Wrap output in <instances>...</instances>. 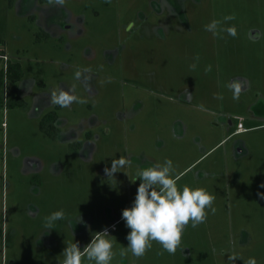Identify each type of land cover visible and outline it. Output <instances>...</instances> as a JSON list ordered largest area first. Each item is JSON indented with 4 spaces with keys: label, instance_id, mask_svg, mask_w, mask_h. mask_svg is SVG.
<instances>
[{
    "label": "rangeland",
    "instance_id": "1",
    "mask_svg": "<svg viewBox=\"0 0 264 264\" xmlns=\"http://www.w3.org/2000/svg\"><path fill=\"white\" fill-rule=\"evenodd\" d=\"M0 38L23 70L0 87V264H59L105 227L111 264H264V0H0ZM165 159L212 207L175 253L122 256L137 171Z\"/></svg>",
    "mask_w": 264,
    "mask_h": 264
},
{
    "label": "clouds",
    "instance_id": "2",
    "mask_svg": "<svg viewBox=\"0 0 264 264\" xmlns=\"http://www.w3.org/2000/svg\"><path fill=\"white\" fill-rule=\"evenodd\" d=\"M220 22L213 20L205 25L207 31L217 33ZM229 35L235 36V28L225 29ZM76 76H80L77 71ZM233 98H239V87L236 86ZM75 99L74 96L60 91L59 95H53V102L66 106ZM127 163L125 157H119L111 161V166L105 168L107 177H113L118 168ZM137 186L134 199L129 207L121 211V219L129 229L125 239L127 245L121 251V255L130 250L133 256L141 257L152 241L158 242L161 247L175 253L180 243L182 230L191 220L195 227L206 216V209L212 207L214 197L202 187L179 186L174 175V166L171 159H165L161 163H155L147 167H141L137 171ZM264 187V185H261ZM258 197L264 199V193L258 192ZM214 210V209H213ZM63 219V212L56 211L44 218L45 225L49 229L54 222ZM113 228L115 225L112 226ZM109 229L105 227L81 248L78 242L67 245L62 252L63 260L59 264H82V257H86L94 264H111L113 259V242L109 237ZM248 264H255V259L250 258Z\"/></svg>",
    "mask_w": 264,
    "mask_h": 264
},
{
    "label": "trees",
    "instance_id": "3",
    "mask_svg": "<svg viewBox=\"0 0 264 264\" xmlns=\"http://www.w3.org/2000/svg\"><path fill=\"white\" fill-rule=\"evenodd\" d=\"M4 44V40L0 38V45ZM8 75L11 77L13 80L17 81L20 80L23 76V70H22V65L20 62H11L9 61L7 65V69H1L0 70V87L2 86L4 82L5 76ZM20 103L23 105L26 104L24 100H20ZM16 102L14 101V104ZM58 119V113L56 111L49 112L48 114L45 115L44 120L42 121V129H44L46 132L51 133V129H49V126L47 125L48 122L52 121L53 123L56 122ZM56 133V131H54Z\"/></svg>",
    "mask_w": 264,
    "mask_h": 264
},
{
    "label": "built area",
    "instance_id": "4",
    "mask_svg": "<svg viewBox=\"0 0 264 264\" xmlns=\"http://www.w3.org/2000/svg\"><path fill=\"white\" fill-rule=\"evenodd\" d=\"M0 58L4 59L5 61V65H4V68L6 69L7 68V62L9 60V57L5 54H0ZM240 127H242V123L239 124Z\"/></svg>",
    "mask_w": 264,
    "mask_h": 264
}]
</instances>
